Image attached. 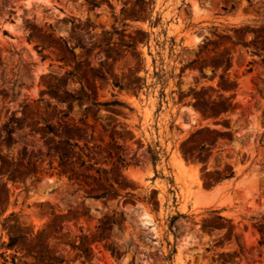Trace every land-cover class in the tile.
Wrapping results in <instances>:
<instances>
[{"label": "rangeland", "instance_id": "rangeland-1", "mask_svg": "<svg viewBox=\"0 0 264 264\" xmlns=\"http://www.w3.org/2000/svg\"><path fill=\"white\" fill-rule=\"evenodd\" d=\"M0 264H264V0H0Z\"/></svg>", "mask_w": 264, "mask_h": 264}, {"label": "trees", "instance_id": "trees-1", "mask_svg": "<svg viewBox=\"0 0 264 264\" xmlns=\"http://www.w3.org/2000/svg\"><path fill=\"white\" fill-rule=\"evenodd\" d=\"M7 247H12V244L9 243V244L7 245Z\"/></svg>", "mask_w": 264, "mask_h": 264}, {"label": "bare ground", "instance_id": "bare-ground-1", "mask_svg": "<svg viewBox=\"0 0 264 264\" xmlns=\"http://www.w3.org/2000/svg\"><path fill=\"white\" fill-rule=\"evenodd\" d=\"M178 163V162H177Z\"/></svg>", "mask_w": 264, "mask_h": 264}]
</instances>
